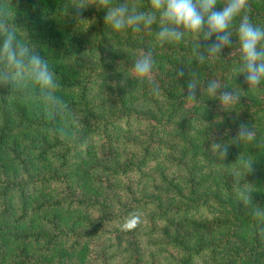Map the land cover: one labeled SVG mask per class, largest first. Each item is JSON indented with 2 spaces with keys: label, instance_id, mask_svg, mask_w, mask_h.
<instances>
[{
  "label": "trees",
  "instance_id": "trees-1",
  "mask_svg": "<svg viewBox=\"0 0 264 264\" xmlns=\"http://www.w3.org/2000/svg\"><path fill=\"white\" fill-rule=\"evenodd\" d=\"M124 2L152 10L113 6ZM79 3L13 0L9 23L47 59L69 111L49 120L31 91L0 86V264H264L252 208L264 209V85L249 92L237 71L239 18L232 46L198 64L211 41L162 42L158 22L115 31L106 9ZM246 14L264 27V0ZM144 53L141 83L131 67ZM211 81L236 102L222 106ZM241 124L255 133L242 144ZM133 213L141 223L125 230Z\"/></svg>",
  "mask_w": 264,
  "mask_h": 264
},
{
  "label": "clouds",
  "instance_id": "clouds-1",
  "mask_svg": "<svg viewBox=\"0 0 264 264\" xmlns=\"http://www.w3.org/2000/svg\"><path fill=\"white\" fill-rule=\"evenodd\" d=\"M151 11L130 12L127 2L113 6V0H80L75 7L85 9L94 5L106 9L105 21L115 31L134 26L150 27L159 23L157 39L162 42H181L185 39L197 42L203 39L207 44L206 52H197L195 61L205 63L213 57H220L223 49L233 44V22L239 18L237 41L240 53V65L237 71L244 76V83L249 92L255 93L264 85V27L254 25L246 14L248 0H150ZM218 5L221 7L218 8ZM13 0H0V86L16 90H29L34 101L42 107L44 116L56 120L68 113L63 99L57 94L60 87L55 73L47 59L37 51L26 38L22 40L17 27L10 24L13 18ZM214 38V39H213ZM199 48V47H198ZM132 72L141 83L150 78L153 70L151 53H144L132 64ZM183 71L177 73L182 77ZM196 83L188 84L187 99L195 100ZM219 84L211 81L207 92L217 96L222 106L236 102L237 96L232 91L218 93ZM255 133L247 125L241 124L234 142L242 144L252 140ZM213 155L225 159L228 147L213 143ZM251 192H242L245 206L251 204ZM253 215L264 218V209L252 207ZM141 223L137 213H133L123 224L125 230L135 229ZM264 235V227L260 229Z\"/></svg>",
  "mask_w": 264,
  "mask_h": 264
},
{
  "label": "rangeland",
  "instance_id": "rangeland-1",
  "mask_svg": "<svg viewBox=\"0 0 264 264\" xmlns=\"http://www.w3.org/2000/svg\"><path fill=\"white\" fill-rule=\"evenodd\" d=\"M261 146H262V148L264 149V141L261 142ZM154 165H155V163L151 164V165L149 166V169H152V168L154 167ZM91 189H92V187H91ZM93 189H95V190H97L98 192H100V190H99L97 187H95V186H94ZM117 190H118L117 187H115V188H114V191H117Z\"/></svg>",
  "mask_w": 264,
  "mask_h": 264
}]
</instances>
